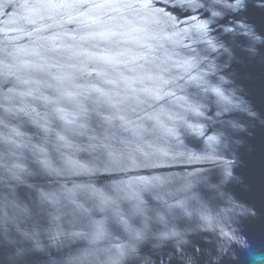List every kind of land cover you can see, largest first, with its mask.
Masks as SVG:
<instances>
[{
  "label": "water",
  "instance_id": "obj_1",
  "mask_svg": "<svg viewBox=\"0 0 264 264\" xmlns=\"http://www.w3.org/2000/svg\"><path fill=\"white\" fill-rule=\"evenodd\" d=\"M0 264H264V0H0Z\"/></svg>",
  "mask_w": 264,
  "mask_h": 264
},
{
  "label": "snow or ice",
  "instance_id": "obj_2",
  "mask_svg": "<svg viewBox=\"0 0 264 264\" xmlns=\"http://www.w3.org/2000/svg\"><path fill=\"white\" fill-rule=\"evenodd\" d=\"M183 3H187L188 5H194L197 0H182ZM218 2L224 3L228 8L233 10L243 9L245 7L246 0H233V3H228L227 0H218ZM213 15H218V13L213 12Z\"/></svg>",
  "mask_w": 264,
  "mask_h": 264
}]
</instances>
